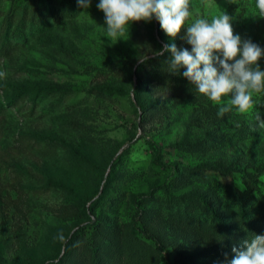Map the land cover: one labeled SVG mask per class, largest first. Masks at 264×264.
<instances>
[{"label":"rangeland","instance_id":"374dc122","mask_svg":"<svg viewBox=\"0 0 264 264\" xmlns=\"http://www.w3.org/2000/svg\"><path fill=\"white\" fill-rule=\"evenodd\" d=\"M98 3L0 0V264H165L139 228L168 264H230L264 225V90L218 117L231 94L155 53L222 12L264 50L256 0H189L175 37L155 16L108 37Z\"/></svg>","mask_w":264,"mask_h":264},{"label":"clouds","instance_id":"9594fccd","mask_svg":"<svg viewBox=\"0 0 264 264\" xmlns=\"http://www.w3.org/2000/svg\"><path fill=\"white\" fill-rule=\"evenodd\" d=\"M77 2L84 9L91 4V0ZM255 6L264 17V0H256ZM96 7L105 14L108 37L124 34L130 22H149L153 16L169 37H175L191 16L189 0H99ZM231 19L225 12L211 21L196 18L187 27L184 37L191 51L166 43L155 53L156 56L170 53L166 61L168 71L176 74L181 67L185 68L183 77L210 100L219 104L222 97L231 94L230 99L218 107V117L233 108L240 113L247 112L253 106L252 94L264 90V70L257 63L264 50L250 39L234 35ZM145 59L147 57L141 61ZM256 119L264 127L261 115ZM237 185L244 189L243 184L238 182ZM232 252L235 255L230 264H264V235L243 240Z\"/></svg>","mask_w":264,"mask_h":264},{"label":"trees","instance_id":"16d2710c","mask_svg":"<svg viewBox=\"0 0 264 264\" xmlns=\"http://www.w3.org/2000/svg\"><path fill=\"white\" fill-rule=\"evenodd\" d=\"M196 171H202L203 169L201 167H197L195 168ZM255 187V186H253ZM259 225V224H258ZM261 231V233L259 235H264V225H259V229L257 231ZM138 232L142 233L144 235V237L146 238H149L152 240V242L154 243V246H155V250H156V253L159 254L160 258L162 259V261L165 263V264H168V258L164 252V247L161 243L160 240H158V238L152 234V233H145L144 231H142V229H137ZM93 251H95V247H93ZM64 260H62L60 263H63ZM97 263V262H96Z\"/></svg>","mask_w":264,"mask_h":264}]
</instances>
